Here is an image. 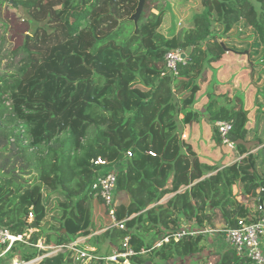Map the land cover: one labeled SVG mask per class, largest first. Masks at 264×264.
<instances>
[{
    "label": "trees",
    "instance_id": "1",
    "mask_svg": "<svg viewBox=\"0 0 264 264\" xmlns=\"http://www.w3.org/2000/svg\"><path fill=\"white\" fill-rule=\"evenodd\" d=\"M199 1L200 11L170 37L162 33L169 9L154 6L158 14L143 17L146 4L157 0L145 3L138 28L129 35L121 26L133 24L128 20L136 0L8 1L20 10L30 35L13 51L21 54L18 65L0 76V153L12 151L34 177L23 184L3 172L7 157L0 168V228L23 234L33 212L31 244L43 238L46 244L64 246L99 232L94 241L118 250L130 236L131 247L139 252L187 222L227 229L237 218L251 221L259 213L264 177L257 174L256 158L250 153L242 157L248 153L243 109L216 100L206 105L213 123L232 122L229 139L241 159L228 166L200 163L181 140L178 126L193 120L198 81L224 55L248 59L255 104L264 107V0ZM174 49L186 52V63L177 77L162 76L164 56ZM213 142L221 143L217 133ZM97 159L106 161L107 168L116 166L114 205L117 220H126L124 230H104L111 223L108 209L90 191L101 169L94 164ZM166 194L173 196L160 203ZM53 200L50 211L57 228L47 221ZM206 247L204 236L186 237L132 257L130 264H169ZM31 249L27 261L38 255ZM108 250L104 257L111 255ZM38 264L80 261L62 250ZM204 264L249 263L226 250L208 254Z\"/></svg>",
    "mask_w": 264,
    "mask_h": 264
},
{
    "label": "built area",
    "instance_id": "2",
    "mask_svg": "<svg viewBox=\"0 0 264 264\" xmlns=\"http://www.w3.org/2000/svg\"><path fill=\"white\" fill-rule=\"evenodd\" d=\"M8 2L9 0H3ZM186 52L181 49L168 51L164 56L162 76H170L175 78L179 75V67L185 65L187 57ZM213 127L220 138L221 145L232 152H236V144L229 139L232 131V122L216 121ZM184 138V137H183ZM130 156V153H127ZM149 155L154 154L149 152ZM241 159V157H240ZM94 164L100 166L101 169L94 176L93 183L90 187L92 195L100 199L108 209V217L111 221L108 229H125L126 220H117L116 207L114 200L116 196V169L107 168V162L102 159H97ZM34 214L29 212L26 219L25 232L20 235H13L7 229L0 228V259L5 258L14 248L21 244L37 249L38 256L30 261H21L18 258H13L10 264H38L41 260L51 255H54L62 250H66L70 255L80 261V264L97 263H114V264H129L130 259L137 255L149 254L153 249H158L162 245L169 242H178L182 238H194L196 236H204L205 238L223 237L227 250L234 252L239 259L247 261L249 264H264V253L262 246L264 244V205L260 204L259 213L252 215V220L237 218L234 222V228L214 229L207 227H199L195 224H183L180 229L164 237L162 240L154 243L149 249H141L136 252L131 247L130 236H125L122 239L118 250L112 251L107 257L96 255L95 251L89 248H81L80 240L64 245L53 246L46 244L43 238L37 239L36 242H30L31 234L35 231L32 227L34 223ZM104 231V230H103Z\"/></svg>",
    "mask_w": 264,
    "mask_h": 264
},
{
    "label": "rangeland",
    "instance_id": "3",
    "mask_svg": "<svg viewBox=\"0 0 264 264\" xmlns=\"http://www.w3.org/2000/svg\"><path fill=\"white\" fill-rule=\"evenodd\" d=\"M0 0V76H3L5 73L9 74L12 70V67H16L18 63L21 60V54H14L13 51L17 50L19 47L22 46L24 39L26 37H29V25L27 24V21L22 17L21 12L18 8H15L14 6H11L8 2ZM170 6H169V5ZM147 10L144 9V19H146V16L148 13H152L153 15L158 14V9H169L168 11L164 12L163 15V26H162V33L166 36H169L170 32L172 30H178L180 27L183 26V22L190 18L193 13L200 11V1L199 0H157V3H147ZM154 6H158V9H154ZM168 7V8H167ZM129 21V20H128ZM146 21V20H143ZM130 22V21H129ZM182 25V26H181ZM127 26L128 27L127 29ZM124 28L127 34L131 33V31L134 29L133 24L124 23L121 28ZM171 30V31H170ZM125 36H123L124 38ZM170 37V36H169ZM242 59H237L234 57L233 60H228L226 67H228L230 64L232 65V68L234 65H241ZM230 65V66H231ZM243 67V66H242ZM224 68V67H223ZM222 68V69H223ZM221 69V70H222ZM225 69V68H224ZM239 69V68H238ZM237 69V70H238ZM221 70H218L214 65L211 67V70L207 69L203 75V81L199 80L198 84L201 86L200 91L202 92L196 95L195 98V105L199 109V113L201 117L205 116L207 114L206 111V105L209 103L210 100H216L217 102H224V95L222 97H218L214 94L213 89L215 86L219 85L218 77L220 75ZM224 71V70H223ZM210 79V80H209ZM209 80V82L206 84V82ZM236 87H231V90H228L226 94H228V98L234 97L236 94V97L240 100H242V103L244 102L243 96H240L241 94L245 93L247 89H251L254 94V100H255V94L256 90L249 79H243L241 83L234 82ZM204 85V86H203ZM221 92H224V90H221ZM219 93V92H218ZM235 99V98H234ZM253 99V98H252ZM225 99V103H226ZM236 100V99H235ZM248 104L249 113L248 115L252 116L256 114V109L258 110L254 104L253 101ZM8 105V103H7ZM243 105V104H242ZM241 105V106H242ZM263 108V107H262ZM201 118V119H202ZM249 125V124H248ZM200 130H204V126H202V122H200ZM206 138L203 136H199L196 138L197 143L202 142L206 144ZM11 146V144H10ZM1 149V146H0ZM226 150V148H224ZM11 152L6 153H0V168H2L3 165H6L7 157H9V162L5 166L3 172L5 173H11L14 176L18 177L19 180L26 184L25 181L30 180L34 177V175H27L24 167L20 165L17 158H15ZM23 168V169H21ZM14 170V171H13ZM13 171V172H12ZM31 182V180H30ZM29 183V181H28ZM57 200H53L51 203V206L48 208L47 213V221H50L52 223L53 217L56 216V214L52 211H50L54 205L56 204ZM97 209L98 213H101L104 217H106L105 210H102V206L100 207V204L95 205V210ZM50 211V212H49ZM103 219V223H108L106 219ZM100 219V220H101ZM102 222V220H101ZM54 226L57 228L58 223L53 221ZM98 220L96 221V225H98ZM104 224L103 226L106 227L107 225ZM207 228H214V229H223L221 226L211 227L209 225H203ZM202 226V227H203ZM106 229V228H105ZM104 229V230H105ZM99 234L97 232L95 235ZM207 239V238H206ZM208 241L206 240V243ZM33 250L31 247L21 244L19 245L14 253L10 255L8 258L0 259V264H10L13 258H18L21 261H27L28 255L32 254ZM39 255V254H38ZM37 255V256H38ZM36 256V257H37ZM99 256V255H98ZM34 257V258H36ZM37 264V263H36Z\"/></svg>",
    "mask_w": 264,
    "mask_h": 264
},
{
    "label": "crops",
    "instance_id": "4",
    "mask_svg": "<svg viewBox=\"0 0 264 264\" xmlns=\"http://www.w3.org/2000/svg\"><path fill=\"white\" fill-rule=\"evenodd\" d=\"M235 58L242 59L241 65H234L232 68V65L226 67V63L228 60H233ZM248 65V59L243 57L240 58L236 55H224L220 62L216 63L214 67H216L218 70H221L223 67L220 75L218 77L219 85L215 86L213 89V92L216 96L222 97V95L226 96L228 98V90H231V87H236L234 85L235 81L238 83H241L243 79H249L250 80V72L247 69ZM243 66V67H242ZM239 68V69H238ZM238 69V70H237ZM224 70V71H223ZM210 80V79H209ZM209 80L206 82V84L209 82ZM204 86V85H203ZM221 90H224V92H221ZM202 92L199 91L200 94ZM219 92V93H218ZM235 96L232 98H228L225 103L224 102H218L219 105L227 106V107H235V110H238L240 108L243 109L244 113L246 114L247 118V136L245 141V147L248 150V153L242 155L245 156L247 154H251L254 158H256V171L257 174L261 177H264V107L259 108L258 104H254V94L252 90L249 88L245 93L241 94L240 96H243L244 102L242 103V100L238 99ZM236 100H235V99ZM253 98V99H252ZM253 101V104L259 108L256 109L255 115H248L249 108L248 104ZM243 104V105H242ZM242 105V106H241ZM192 112H194L193 120L188 125H183L181 122L178 126V130L181 136V140L189 145L194 154L197 156L198 160L202 164H208V165H214L219 164L221 166H228L236 161L240 160V155L238 152H232L228 149H224L225 147L220 144H217L216 142H213V137L216 135V131L213 127V122L209 119L208 115L206 114L201 117L200 113L198 112L199 109L196 105H193ZM202 118V119H201ZM180 119H182V116H180ZM200 122H202V126H204V130H200ZM249 124V125H248ZM207 137L206 138V144L202 142L196 141V138L199 136ZM184 137V138H183ZM260 142V143H259ZM113 168L116 169V166ZM234 194H237L235 192ZM173 194H166L160 203L166 202ZM187 224H194L193 222H187ZM97 232L92 233L88 236H81L77 239L80 240V247L81 248H89L95 251L96 255H99L100 257H104L106 252L109 251L108 249H111V252L114 251V247H112L111 243L104 242L103 240L94 241L95 238L98 237L99 234L95 235ZM99 238V237H98ZM208 242L206 243V249L203 250L202 253L194 256H189L184 259H175L169 264H204L205 257L210 253H224L227 248L224 243L223 237L219 238H205ZM263 253H264V244L262 246ZM147 255V254H146ZM144 255V256H146ZM143 256V255H142ZM130 264V263H129Z\"/></svg>",
    "mask_w": 264,
    "mask_h": 264
},
{
    "label": "water",
    "instance_id": "5",
    "mask_svg": "<svg viewBox=\"0 0 264 264\" xmlns=\"http://www.w3.org/2000/svg\"><path fill=\"white\" fill-rule=\"evenodd\" d=\"M137 1V7L135 9V12L129 17V21L131 23H133L134 25V32H136L137 28H138V22H139V19L141 17V14L143 12V9H144V5L145 3L148 1V0H136ZM246 115V114H245ZM32 227L33 228H36V224L33 223L32 224ZM232 228H234V225L232 226Z\"/></svg>",
    "mask_w": 264,
    "mask_h": 264
}]
</instances>
